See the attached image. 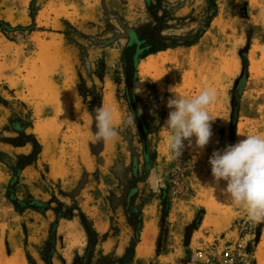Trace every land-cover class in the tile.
<instances>
[{"label":"rangeland","instance_id":"374dc122","mask_svg":"<svg viewBox=\"0 0 264 264\" xmlns=\"http://www.w3.org/2000/svg\"><path fill=\"white\" fill-rule=\"evenodd\" d=\"M214 1L0 0V264H202L233 247L264 264V223L207 186L214 151L264 135V0ZM170 87L216 93L210 142L180 159ZM101 105L135 126L94 143Z\"/></svg>","mask_w":264,"mask_h":264},{"label":"clouds","instance_id":"9594fccd","mask_svg":"<svg viewBox=\"0 0 264 264\" xmlns=\"http://www.w3.org/2000/svg\"><path fill=\"white\" fill-rule=\"evenodd\" d=\"M135 91L139 93L142 89L137 86ZM169 92V113L163 127L168 133L166 141L171 158L180 159L186 146L203 150L210 142L211 125L215 119L208 109L216 101V93L207 87L190 98L175 93L174 87H170ZM93 112L94 143L113 141L122 129L135 126L132 112L122 118L119 127L113 124L110 106H98ZM241 136L245 138L212 153L209 164L213 182L207 186L234 206L242 208L249 222L261 224L264 223V135ZM221 181L225 182L223 187L220 186ZM155 186H162V181Z\"/></svg>","mask_w":264,"mask_h":264},{"label":"trees","instance_id":"16d2710c","mask_svg":"<svg viewBox=\"0 0 264 264\" xmlns=\"http://www.w3.org/2000/svg\"><path fill=\"white\" fill-rule=\"evenodd\" d=\"M205 1L207 3L208 9L209 10H212L213 14H215L216 13L215 1L214 0H205ZM134 44H135V41L133 40L130 43V45L127 47V49H129ZM163 50L164 49H162V48L151 49V50H148L147 52H145L141 57H139V58L136 57L135 60H134V63H133V68H134V70H133V77H134V79L136 78V72H135V70H136V66L138 64V61L139 60H143L145 57H147L150 54H154V53H157V52H160V51H163ZM123 63H124V66L126 67L125 56H123ZM247 65L248 64H247L246 56L243 55V70H242V76L237 81V86L235 88V91H237L238 93H240L241 87H242V85L244 83V79L247 76ZM125 84H126V90H127V92H129L131 90V84L132 83H130V80H129L128 75L126 73H125ZM0 101H2L1 98H0ZM10 202L14 205L15 210L17 212H21V211H23L24 209H27V208H30V209L32 208L31 206H29V207H25V208H22V209H18L17 206H16L17 203L15 201L10 200Z\"/></svg>","mask_w":264,"mask_h":264},{"label":"built area","instance_id":"2783aa9c","mask_svg":"<svg viewBox=\"0 0 264 264\" xmlns=\"http://www.w3.org/2000/svg\"><path fill=\"white\" fill-rule=\"evenodd\" d=\"M240 252L242 254H239ZM203 254L198 255V258H201ZM252 255L247 254L238 250L236 247L226 248L222 253V256L216 261L212 262L210 260H205L202 264H252Z\"/></svg>","mask_w":264,"mask_h":264},{"label":"bare ground","instance_id":"6f19581e","mask_svg":"<svg viewBox=\"0 0 264 264\" xmlns=\"http://www.w3.org/2000/svg\"><path fill=\"white\" fill-rule=\"evenodd\" d=\"M23 3H27L28 0H22ZM22 3V2H21ZM24 5V4H23ZM22 5V6H23ZM155 67V63H154V60L152 59V56H148L146 58V60L144 62H142L140 65H139V70L141 72H146V71H149L150 69H153ZM110 98V97H109ZM108 99V98H107ZM115 108V107H114ZM116 112L113 113V116L116 118L120 115L119 111H117V109H115ZM3 215V214H2ZM5 215V214H4ZM9 216V215H8ZM3 217V216H2ZM7 217V216H6ZM4 224V223H3ZM0 226V233H2L5 229H7V226L6 225H3ZM70 226V225H69ZM12 227V226H11ZM73 229V228H72ZM74 231L72 230L71 232V235H73ZM2 254V253H1ZM9 259V258H8ZM18 261V260H17ZM16 261V258H13L11 261H10V264H18ZM7 263V262H6Z\"/></svg>","mask_w":264,"mask_h":264}]
</instances>
